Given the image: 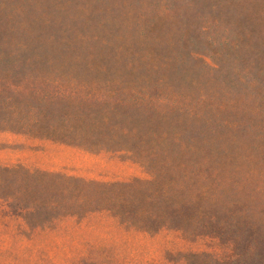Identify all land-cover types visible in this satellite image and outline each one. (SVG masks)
I'll list each match as a JSON object with an SVG mask.
<instances>
[{
	"label": "rangeland",
	"instance_id": "374dc122",
	"mask_svg": "<svg viewBox=\"0 0 264 264\" xmlns=\"http://www.w3.org/2000/svg\"><path fill=\"white\" fill-rule=\"evenodd\" d=\"M228 1L0 0V30L6 33L0 42L6 51L0 63V99L13 95L12 116L19 127L38 133L61 130L64 110L76 109L84 93H103L120 83L129 76L125 65L133 62L138 68L130 79L160 76L169 80L166 93L171 90L176 99L206 98L209 127L240 123L241 110L232 108L231 101L254 112L262 88L251 80L242 83L245 73L253 76L255 37L229 46V28L234 27L229 23L238 11L228 9ZM65 47L77 51L78 58L51 50ZM93 59L117 70L85 71L81 65ZM164 61H173L184 76L172 71L164 75L158 67ZM32 115L39 122L26 126ZM259 125L250 119L242 130L226 129L225 139L235 142L227 143L226 151H246L248 146L264 170V128ZM199 129L202 133L205 127ZM15 165L102 182L147 176L122 153L91 152L37 135L0 131V166ZM8 182L7 191L14 190V180ZM2 183L0 173V192ZM49 195L47 191V206ZM256 198L245 213L264 239V191ZM12 209L0 199V264H202L203 258L192 253L218 260L232 255L226 235L190 238L172 229L147 234L127 231L105 214L54 217L48 210L45 222L37 224L38 219H22Z\"/></svg>",
	"mask_w": 264,
	"mask_h": 264
},
{
	"label": "trees",
	"instance_id": "16d2710c",
	"mask_svg": "<svg viewBox=\"0 0 264 264\" xmlns=\"http://www.w3.org/2000/svg\"><path fill=\"white\" fill-rule=\"evenodd\" d=\"M227 3L228 9L238 11L233 23H229L234 26L229 28V46L255 37L253 76L248 78L245 73L242 82L251 80L262 88L254 112L231 101L232 108L241 110L244 121L217 122L215 130L208 126L206 98L176 99L171 90L166 93L170 85L165 81L169 80L160 76L130 79L138 68L133 62L125 65L129 76L125 74L127 77L119 79L120 83L108 86L103 93H84L78 109L64 110L61 130L38 133L19 127V120L12 116L14 97L8 96L0 99V131L24 132L91 152L122 153L138 163L147 176L102 182L21 165L0 166L5 187L0 199L4 204L22 219H38L37 224L45 222L48 210L56 214L54 217L105 214L127 231L147 234L172 229L190 238L226 235L232 251L230 259L218 260L208 253L192 256L202 257V264H263L264 239L249 223L245 209L256 203V196L264 191V170L258 159L247 152L248 146L246 151L236 148L228 153L227 143L235 142L225 137L229 128L236 131L249 127L250 119H257L264 128V0ZM5 34L0 30V42L6 40ZM51 50L65 57L79 56L69 47ZM3 54L6 51L0 46V63ZM100 62L93 59L81 66L92 74H107L114 66ZM171 62L158 65L163 74L172 71L184 76ZM112 69L116 71L117 67ZM66 99L74 101L70 95ZM25 122L29 126L39 118L32 115ZM195 126L198 128L193 129ZM200 126L205 127L202 133ZM10 179L15 189L7 191ZM248 256L252 259L245 260Z\"/></svg>",
	"mask_w": 264,
	"mask_h": 264
}]
</instances>
